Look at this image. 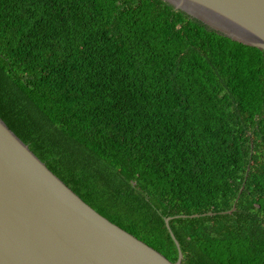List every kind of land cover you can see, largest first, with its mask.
<instances>
[{"label":"trees","instance_id":"trees-1","mask_svg":"<svg viewBox=\"0 0 264 264\" xmlns=\"http://www.w3.org/2000/svg\"><path fill=\"white\" fill-rule=\"evenodd\" d=\"M0 116L170 260L172 216L182 264H264L263 49L164 0H0Z\"/></svg>","mask_w":264,"mask_h":264},{"label":"water","instance_id":"water-1","mask_svg":"<svg viewBox=\"0 0 264 264\" xmlns=\"http://www.w3.org/2000/svg\"><path fill=\"white\" fill-rule=\"evenodd\" d=\"M164 1L207 29L264 50V0ZM170 219L176 261L92 207L0 116V264H182Z\"/></svg>","mask_w":264,"mask_h":264}]
</instances>
